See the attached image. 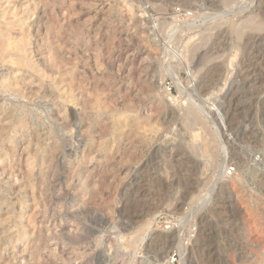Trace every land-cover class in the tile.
Instances as JSON below:
<instances>
[{
	"label": "rangeland",
	"instance_id": "374dc122",
	"mask_svg": "<svg viewBox=\"0 0 264 264\" xmlns=\"http://www.w3.org/2000/svg\"><path fill=\"white\" fill-rule=\"evenodd\" d=\"M0 13V264H264V0Z\"/></svg>",
	"mask_w": 264,
	"mask_h": 264
},
{
	"label": "bare ground",
	"instance_id": "6f19581e",
	"mask_svg": "<svg viewBox=\"0 0 264 264\" xmlns=\"http://www.w3.org/2000/svg\"><path fill=\"white\" fill-rule=\"evenodd\" d=\"M29 2V1H28ZM9 4V3H8ZM261 7V6H260ZM9 11H11V10H9ZM32 11V10H31ZM2 13V12H1ZM0 13V16L2 15H4V14H1ZM3 13H4V11H3ZM6 15V14H5ZM1 16V17H2ZM9 16V15H8ZM12 16H14V15H12ZM29 16V15H28ZM2 19V18H1ZM5 19V18H4ZM9 20H12V19H9ZM5 21H7V19H5ZM10 22V21H9ZM8 21L7 22H5V23H9ZM12 22V21H11ZM1 25V24H0ZM9 25V24H8ZM12 25V24H11ZM14 26H15V24H13ZM12 25V26H13ZM17 25V24H16ZM11 26V27H12ZM7 27H10V26H7ZM17 27V26H16ZM5 28H6V26H5ZM8 29V28H7ZM3 30V29H2ZM4 32H6L5 30H4ZM4 32H2L1 31V28H0V60L1 61H4L5 59H7L8 60V57H12L13 56V54H10L9 53V51L11 52L13 49H14V51H15V49H16V65L19 63V62H21V61H19L18 60V56H17V53H20L21 55H22V64L23 63H25V65H27L28 66V64L26 63V61H25V57H24V49H22L23 47L25 48V43L23 42L24 41V38H22V40L23 41H21V39L20 40H16L17 42H16V45H13V43L11 42V39H13V38H9V35H6ZM8 34H10L9 32H8ZM15 35H17V34H15ZM13 37V36H12ZM14 40V39H13ZM12 55V56H11ZM63 56V55H62ZM13 58H15V56L13 57ZM13 58H10V64L12 63V61L14 62L15 60L13 59ZM19 58H21V57H19ZM13 59V60H12ZM9 62V61H8ZM9 64V63H8ZM19 65V64H18ZM21 65V64H20ZM12 66V65H11ZM13 66H14V64H13ZM13 69V68H12ZM16 71V70H15ZM190 72V71H189ZM7 80H5V81H1V84H3V86H7L6 84H5V82H6ZM225 85V84H224ZM224 87V86H223ZM3 88V87H2ZM220 89V88H219ZM218 89V90H219ZM222 89V88H221ZM221 89H220V91H221ZM217 92V91H216ZM23 93V92H22ZM17 98V97H16ZM210 107V106H209ZM209 111L211 112V113H215V115H217V119L219 120V123L224 127L225 126V117L223 116V115H221V113L219 112V110L214 106V104L211 106V108L209 109ZM209 112V113H210ZM207 115H208V113H207ZM206 115V116H207ZM49 139V138H48ZM262 147V146H261ZM261 154H263V153H261ZM257 157H259V156H257ZM259 158H261V157H259ZM258 160V159H257ZM255 161H256V159H255ZM257 162H259V160L257 161ZM260 163H262L261 161H260ZM262 165V164H261ZM30 166V165H29ZM258 166H259V163H258ZM260 169H262L261 167H260ZM259 169V171H261ZM264 170V169H263ZM258 171V170H257ZM262 172V171H261ZM264 172V171H263ZM253 173V172H252ZM259 173V172H258ZM257 173V174H258ZM255 174V173H254ZM256 174V175H257ZM254 176V175H253ZM256 178H261V180H259V181H256V184L255 185H259V186H264V174L262 175V174H258L257 176H255ZM239 178V177H238ZM240 180V179H239ZM243 180V179H242ZM246 180V179H245ZM257 180V179H256ZM240 183H242V182H240ZM247 184V183H246ZM243 185V184H242ZM256 186V187H257ZM258 186V187H259ZM257 190V189H256ZM263 192L264 193V190H262L261 188H260V192ZM257 192V191H256ZM260 192H258V193H260ZM240 193V192H239ZM263 195V194H262ZM206 196V195H205ZM210 196V195H209ZM257 197H259V196H256V198ZM204 198V197H203ZM206 199L204 200V202L203 203H205V204H207L208 202H210V198L211 197H208V199H207V197H205ZM262 199V198H261ZM201 201V200H200ZM263 202V201H262ZM203 206V205H202ZM158 212V211H157ZM255 212V211H254ZM259 212V211H258ZM257 212V213H258ZM151 215V214H150ZM257 215V214H256ZM154 216H157L156 214L154 215ZM154 219H156V218H154ZM147 220V219H146ZM145 220V222H147ZM151 221V220H150ZM144 222V221H143ZM152 222V221H151ZM143 225V224H142ZM145 225V224H144ZM140 226V225H139ZM150 227V224H148L147 223V225H146V228L148 229ZM142 227H140L139 229H140V231L141 230H144V227L141 229ZM150 230V229H149ZM151 232V231H150ZM149 234V233H148ZM262 234H264V232L262 233ZM149 236V235H148ZM261 236V235H260ZM138 238V237H137ZM262 238H263V235H262ZM259 240H260V238H258ZM258 239H257V241H258ZM256 240V239H255ZM262 240V239H261ZM250 241V240H249ZM252 242V241H251ZM263 244V243H262ZM159 246V245H158ZM254 246H256V245H254ZM264 246V245H263ZM264 248V247H263ZM185 249V248H184ZM261 249V248H260ZM182 257V256H181ZM164 260V259H163ZM185 260V259H184ZM181 262H184V261H182L181 260ZM185 262H186V260H185ZM184 264H187V263H184Z\"/></svg>",
	"mask_w": 264,
	"mask_h": 264
},
{
	"label": "built area",
	"instance_id": "2783aa9c",
	"mask_svg": "<svg viewBox=\"0 0 264 264\" xmlns=\"http://www.w3.org/2000/svg\"><path fill=\"white\" fill-rule=\"evenodd\" d=\"M181 224L178 220H168L164 222V230L165 231H173L178 229L179 225ZM180 255L177 252H172L168 255L166 260L163 264H178Z\"/></svg>",
	"mask_w": 264,
	"mask_h": 264
}]
</instances>
